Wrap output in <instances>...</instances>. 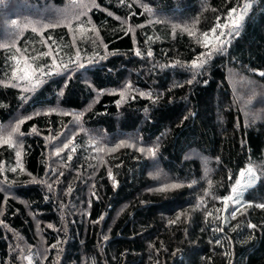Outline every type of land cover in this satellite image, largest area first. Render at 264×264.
Here are the masks:
<instances>
[{
    "label": "trees",
    "instance_id": "obj_1",
    "mask_svg": "<svg viewBox=\"0 0 264 264\" xmlns=\"http://www.w3.org/2000/svg\"><path fill=\"white\" fill-rule=\"evenodd\" d=\"M260 73L264 0H0V264H264Z\"/></svg>",
    "mask_w": 264,
    "mask_h": 264
},
{
    "label": "snow or ice",
    "instance_id": "obj_2",
    "mask_svg": "<svg viewBox=\"0 0 264 264\" xmlns=\"http://www.w3.org/2000/svg\"><path fill=\"white\" fill-rule=\"evenodd\" d=\"M247 7H250V5H246V6H245V8H247ZM232 11L235 12V9H233ZM238 27H239L238 25H235V26H234V30L236 31V34H238ZM81 28H82V25H81ZM94 30H95V29L93 28V31H94ZM185 31H187V29H185ZM212 31H213V33H215V29H213ZM189 34H190V35H194V33H191V32H189ZM221 35H223V32H221ZM217 39H219V37H217ZM225 43H226V41H221V45H222V46H223V44H225ZM205 47H209V44H208V42H207V34H205ZM139 54H140L139 51H137V55H139ZM46 55H49V56H50L51 53H47ZM151 55H152V53L149 51V52H148V56H151ZM207 55L210 57V56H211V52H209ZM203 57H204V54H201V57L198 58V60H194V61H192V63H191L190 66H191L192 68H199V67H202L203 64L206 62V61L203 59ZM40 71L42 72V69H41ZM49 74H51V73H49ZM260 75H261V76H264V73H260ZM20 79H22V80L26 79V74H25V75H21ZM29 82H30V81H29ZM35 83H36V84H39V83H40V80L37 79ZM129 87H130V86H129ZM141 95H145V94H144V93H141ZM121 96H122V99H123V94H121ZM117 103H119V101H118ZM31 118H32V117H25V118L19 120L18 123H17V125H16L15 128L13 129V131L16 132V133H19V127H20V125L23 124V123H25V121H26L27 119H31ZM77 119H79V117H77ZM32 132H36V128H35V127L32 128ZM19 134L22 135V133H19ZM3 143H4V144H11V138H9V139H7V140H4ZM121 146H124V142H121L120 145H117V147H121ZM64 147L67 148L68 145L65 144ZM112 151H115V149H112ZM140 151L143 152L144 149H140ZM148 152H149L150 154L154 155V154H155V149H148ZM56 155H59V150L56 152ZM16 156H17V158H19V157L21 156V153H20L19 151H17V152H16ZM18 166L22 169V165H19V162H18ZM12 171H16V169L13 168ZM247 173H248L249 181H250V182L256 179V174H255V172H254L253 167L251 166V164H250V165L248 166V168H247ZM109 175H111V173H109ZM243 175H244V173L242 172V173H241V176H243ZM237 186H238V187L246 188V187L250 186V184H246V185L241 186V185H240V181H237ZM178 187H180V185L172 184V185H167V186H165L164 188H161V189H158V190L163 191V190H166V189H169V188L174 189V188H178ZM238 187H234V188L232 189L233 194H235V195H237V196L240 195V192L238 191ZM49 188H51V185H49ZM231 198H232V197H225L224 200L227 201V200H229V199H231ZM234 203H239V200H235ZM197 207H199V205H198ZM261 207H264V205H261ZM209 215H211V213H209ZM233 216H235V213H233ZM102 218H103V217H101V219H102ZM177 219H179V217H177ZM172 223H174V221H173ZM49 227H51V225H49ZM250 227H255V226H254V225H250ZM27 259L31 260V257H27Z\"/></svg>",
    "mask_w": 264,
    "mask_h": 264
},
{
    "label": "rangeland",
    "instance_id": "obj_3",
    "mask_svg": "<svg viewBox=\"0 0 264 264\" xmlns=\"http://www.w3.org/2000/svg\"><path fill=\"white\" fill-rule=\"evenodd\" d=\"M243 173H244V175L243 176H240V180H239L241 186L246 185V184H250V186H251V185H253L256 182V179L253 180V181H251V182L249 181V176H248L247 170H243ZM250 186H248V187H250ZM248 187H246V188L238 187V191L240 192V195L237 196V195L233 194L232 195V198H231V201L234 203L235 200H240L241 197H242L243 192Z\"/></svg>",
    "mask_w": 264,
    "mask_h": 264
}]
</instances>
